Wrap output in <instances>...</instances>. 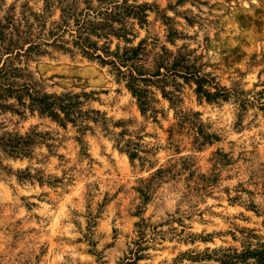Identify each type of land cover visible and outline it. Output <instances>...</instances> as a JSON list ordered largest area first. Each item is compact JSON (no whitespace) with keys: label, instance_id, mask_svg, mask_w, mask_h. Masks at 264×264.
I'll use <instances>...</instances> for the list:
<instances>
[{"label":"rangeland","instance_id":"obj_1","mask_svg":"<svg viewBox=\"0 0 264 264\" xmlns=\"http://www.w3.org/2000/svg\"><path fill=\"white\" fill-rule=\"evenodd\" d=\"M86 1L99 4L0 0L2 30L41 45L14 60L27 74L18 81L94 92L84 108L105 119L80 131L37 109H0V137L41 133L26 155L0 145V264H260L264 0H127L149 6L146 22L127 18L130 44L145 39L147 60L166 46L220 92L199 97L178 76L166 87L173 102L149 85L145 112L111 64L55 44L62 7ZM7 56L0 49V63Z\"/></svg>","mask_w":264,"mask_h":264},{"label":"trees","instance_id":"obj_2","mask_svg":"<svg viewBox=\"0 0 264 264\" xmlns=\"http://www.w3.org/2000/svg\"><path fill=\"white\" fill-rule=\"evenodd\" d=\"M148 7L147 4L130 5L127 0H99L98 5L86 1V6L81 9L71 4L62 7L61 19L50 33L55 36V42L59 41L55 43L59 47L74 51L70 48L72 45L87 57L98 59L103 64H111L118 78L126 80L143 112L150 105L149 85L158 86L163 96L173 102L172 91H168L166 87L171 81L176 82L178 76L185 81L195 82L197 84L195 91L199 97H205L207 100L219 97V90L212 92L205 88L208 82L206 75H202L194 64L186 65L183 56H175L163 46L160 52L147 60L145 56L150 50L144 45L145 39L137 45L130 44L132 39L128 35L132 27L129 26L127 18L133 17L140 23L146 22L145 11ZM2 27L4 26L0 24V49L8 56L0 63V109L20 112V107L15 108L16 104L31 111L37 109L41 114L52 117L65 127L68 123L79 125L80 131L89 128V124L85 122L90 119L105 122L100 110L84 108L85 100L94 92L47 93L37 88L36 81L19 82L17 78L27 74L21 72L23 69L17 67L14 60L22 55H30L32 51L41 52V45L29 41L28 47L25 48L9 37ZM66 33L70 34V41L64 39ZM114 38L119 40L115 48ZM121 40L125 41L124 45L121 44ZM28 75L31 76L30 73ZM176 84L179 85L178 82ZM9 99H14V102H9ZM35 136H41V133L35 132L25 136L8 133L0 137V145L13 155H26L29 154ZM78 139L81 141V137ZM128 153L131 159L138 155L134 150H128ZM160 172L161 170L157 174ZM252 254L255 256L256 251L247 250L241 257L248 258ZM262 259L259 255L257 261L263 264Z\"/></svg>","mask_w":264,"mask_h":264}]
</instances>
